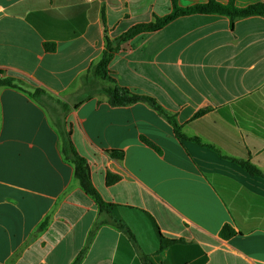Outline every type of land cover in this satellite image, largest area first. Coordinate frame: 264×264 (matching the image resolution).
Wrapping results in <instances>:
<instances>
[{
  "label": "crops",
  "instance_id": "1",
  "mask_svg": "<svg viewBox=\"0 0 264 264\" xmlns=\"http://www.w3.org/2000/svg\"><path fill=\"white\" fill-rule=\"evenodd\" d=\"M257 1L264 0L234 4ZM171 7V0H0V71L69 105L64 125L92 184L139 248L80 188L50 114L22 90L0 87V264H71L79 255L78 264H141L140 253L153 264H264V178L228 159L264 173V17L231 28L220 14L180 16L134 36L112 58L116 83L153 97L187 139L144 102L112 107L97 94L72 106L104 35L115 38ZM107 172L119 180L107 185ZM225 224L235 231L228 239L219 236ZM158 231L182 241L159 249Z\"/></svg>",
  "mask_w": 264,
  "mask_h": 264
},
{
  "label": "trees",
  "instance_id": "2",
  "mask_svg": "<svg viewBox=\"0 0 264 264\" xmlns=\"http://www.w3.org/2000/svg\"><path fill=\"white\" fill-rule=\"evenodd\" d=\"M234 1L235 0H228L226 4H222L216 0H208L202 4L180 7L178 5V0H171L172 7L168 14L164 16H153L150 22L133 25L115 38H109L105 34L104 48L99 57L92 61L89 67L78 78L79 89L74 97L75 99L72 105L73 108H77L80 104L92 99L97 94L104 95L107 104L112 107H123L138 102H144L152 107L172 126L173 133L178 139H187L183 134H181L180 126L176 122L175 118L169 115L153 97L137 93L118 85L111 76L112 72L109 70V64L114 55L118 53L123 48V45L131 38L143 32L158 31L164 25L180 16L190 14H220L229 18L231 28L234 21L237 19L250 16L264 17V1H257L243 7L236 6ZM100 18L105 31L103 7L100 10ZM55 47L56 45L54 42H43V48L46 52H53ZM0 87H10L22 90L50 114V117L54 122V126L61 138L60 153L62 158L64 161L72 165L73 176L77 180L80 188L93 199L100 213L108 214V221L117 230L124 233L132 243L135 250L139 252L137 241L132 232L121 220L111 214L110 207H112V205L106 203L101 198L100 194L92 184L89 164L87 160L77 152L72 142L71 132L64 125V116L70 109L69 105L58 97L51 95L45 89L33 86L24 78L12 76L2 71H0ZM206 111L207 108L197 110L194 113L193 118L203 115ZM191 140L198 142V140L194 138ZM140 141L154 149L156 152H161V149L155 143L144 136L140 137ZM105 152L113 159L121 160L124 157V151L121 149H107ZM228 159L238 164L249 175L264 178V173L250 161L235 158ZM119 178V175L107 172L105 182L107 185H111L118 181ZM234 235V229L228 224L223 225L219 231V236L224 239H228ZM158 241L159 249H162L166 245L182 240L166 239L158 231ZM80 256L81 255H79L71 264H78ZM140 261L141 264H153L148 257L142 253H140Z\"/></svg>",
  "mask_w": 264,
  "mask_h": 264
}]
</instances>
